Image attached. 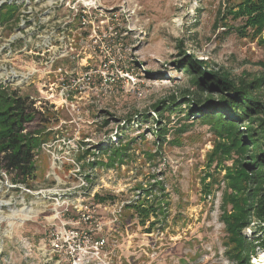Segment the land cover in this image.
Here are the masks:
<instances>
[{
	"label": "rangeland",
	"instance_id": "obj_1",
	"mask_svg": "<svg viewBox=\"0 0 264 264\" xmlns=\"http://www.w3.org/2000/svg\"><path fill=\"white\" fill-rule=\"evenodd\" d=\"M102 3L116 19L110 67L74 86L60 84L66 71L80 74L102 54L69 53L58 62L61 72L27 78L34 63L10 52L17 15L7 10L14 4L0 0V84L33 98L48 121L28 129L50 133L29 186L0 172V264H245L238 236L252 244L248 264H264V219L236 232L248 200L243 162L261 130L245 122L256 130L247 142L231 125L193 118L217 93H203L210 98L203 106L188 104L200 92L178 68L189 57L206 62L208 72L255 81L264 105V0ZM156 102L158 109L173 102L171 111L160 116ZM160 124L169 131L163 142ZM126 140L125 154L106 164L98 148ZM93 161L102 162L88 166ZM53 228L78 229L65 237L59 262L46 246Z\"/></svg>",
	"mask_w": 264,
	"mask_h": 264
},
{
	"label": "trees",
	"instance_id": "obj_2",
	"mask_svg": "<svg viewBox=\"0 0 264 264\" xmlns=\"http://www.w3.org/2000/svg\"><path fill=\"white\" fill-rule=\"evenodd\" d=\"M14 11H16L15 7L9 8L7 13L11 12L10 14L13 16L15 15ZM243 12L248 13L244 9L239 13V16ZM186 60L178 68L183 69L182 71L189 75L191 86L200 92L194 93V99H188L186 102L188 104L194 102L198 106H203L210 102L208 96L203 98V93L211 91L217 93V98L211 103V106L196 111L197 115L194 114L193 118L207 122L212 121L220 126L231 125L234 131H243L240 138L247 142L251 137L248 131L254 133L256 130L246 128L245 122L251 124L255 121L257 128L261 130L259 135L253 139V145L247 147L251 153L248 154V160L243 162L246 170L250 173L248 175V190L245 194L248 200L246 208L243 210L246 215L240 217L236 223L239 225L236 232L241 233L240 224H248L254 218L264 219V105L260 100V95L255 91V81L246 82L230 78L227 73L208 72L206 62L196 61L189 57H186ZM35 102L30 96L21 95L17 88L11 87L9 84H0V172L10 175L14 184L21 183L29 186L30 180L34 178L35 157L49 140L50 133L46 131L45 127L28 129V125L36 119H39L41 123L48 121L40 109L35 106ZM172 103L158 109L159 102H156L152 108L157 112L161 110L159 112L161 116L162 112L171 111ZM187 108L189 109L187 116H190V112L195 113L191 106ZM241 127H244V130ZM168 132L166 125L160 124L156 130L158 139L163 142ZM129 143L126 140L119 147H100L98 151H100V155L108 156L106 164L111 165L125 154L122 149L126 148ZM159 146H161L160 143ZM87 153L88 149H85L83 154ZM92 155L95 154L92 153ZM100 162L102 161L99 163L89 162L88 166L92 167ZM99 197V195H94L98 202ZM235 240L240 246L241 259L247 256L244 262L248 264L252 244L247 242L243 236H238Z\"/></svg>",
	"mask_w": 264,
	"mask_h": 264
},
{
	"label": "built area",
	"instance_id": "obj_3",
	"mask_svg": "<svg viewBox=\"0 0 264 264\" xmlns=\"http://www.w3.org/2000/svg\"><path fill=\"white\" fill-rule=\"evenodd\" d=\"M11 3L17 16L15 35L11 41L15 47L10 52L16 51L22 60L34 63L33 69H27V78L35 73L57 74L62 70L58 65L62 58H72L81 53H92L88 58L90 60L94 53L102 54L103 59H99L97 64L86 62L80 74L76 68L68 69L60 84L76 86L84 81L89 83L95 71L101 73L109 69L111 20L116 19L109 17L111 9L102 0H11ZM22 6L24 10L20 12ZM77 231L69 228L47 231L46 246L58 262L60 252L65 248V237L69 239ZM76 261L77 258L68 264H76Z\"/></svg>",
	"mask_w": 264,
	"mask_h": 264
}]
</instances>
